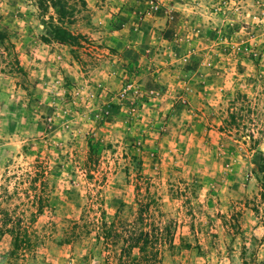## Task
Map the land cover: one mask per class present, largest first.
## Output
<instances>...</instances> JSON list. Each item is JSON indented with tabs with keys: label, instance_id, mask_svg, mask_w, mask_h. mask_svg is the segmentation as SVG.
I'll list each match as a JSON object with an SVG mask.
<instances>
[{
	"label": "rangeland",
	"instance_id": "1",
	"mask_svg": "<svg viewBox=\"0 0 264 264\" xmlns=\"http://www.w3.org/2000/svg\"><path fill=\"white\" fill-rule=\"evenodd\" d=\"M85 1L0 0V264H264V0Z\"/></svg>",
	"mask_w": 264,
	"mask_h": 264
},
{
	"label": "trees",
	"instance_id": "2",
	"mask_svg": "<svg viewBox=\"0 0 264 264\" xmlns=\"http://www.w3.org/2000/svg\"><path fill=\"white\" fill-rule=\"evenodd\" d=\"M37 4L40 9L47 10L52 8L54 13L50 15V19L46 21L43 19V24L45 26V37L46 41H56L60 44H78L77 40L81 38V35L74 34L71 32L66 25L73 24L77 14L82 11H87V4L85 0H37ZM251 163L255 167V171L259 174V179L263 181L261 188L263 192L261 197L264 202V153L261 150H257L254 153ZM12 223V215L7 211H2L0 209V223L3 225ZM156 243H159V237H156ZM21 245H15V248H19ZM129 256V255H128ZM154 257L148 261L145 259V264H156L159 260ZM119 259V264H134L133 259L130 256L127 258L122 255Z\"/></svg>",
	"mask_w": 264,
	"mask_h": 264
}]
</instances>
